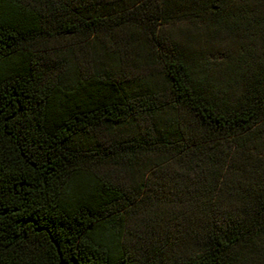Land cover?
<instances>
[{
	"label": "trees",
	"instance_id": "obj_1",
	"mask_svg": "<svg viewBox=\"0 0 264 264\" xmlns=\"http://www.w3.org/2000/svg\"><path fill=\"white\" fill-rule=\"evenodd\" d=\"M0 264H264V0H0Z\"/></svg>",
	"mask_w": 264,
	"mask_h": 264
},
{
	"label": "rangeland",
	"instance_id": "obj_2",
	"mask_svg": "<svg viewBox=\"0 0 264 264\" xmlns=\"http://www.w3.org/2000/svg\"><path fill=\"white\" fill-rule=\"evenodd\" d=\"M252 41L253 40L250 38H244L241 44L245 45L246 47H252Z\"/></svg>",
	"mask_w": 264,
	"mask_h": 264
}]
</instances>
